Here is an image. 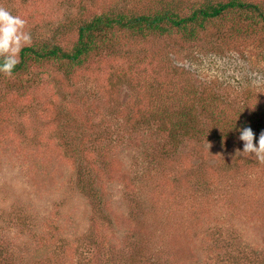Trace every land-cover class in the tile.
Listing matches in <instances>:
<instances>
[{
    "label": "rangeland",
    "instance_id": "374dc122",
    "mask_svg": "<svg viewBox=\"0 0 264 264\" xmlns=\"http://www.w3.org/2000/svg\"><path fill=\"white\" fill-rule=\"evenodd\" d=\"M207 1L0 6L31 46L67 27L75 40L89 14ZM108 36L75 68L0 74V264H264V164L237 151L236 130L264 131V34Z\"/></svg>",
    "mask_w": 264,
    "mask_h": 264
},
{
    "label": "trees",
    "instance_id": "16d2710c",
    "mask_svg": "<svg viewBox=\"0 0 264 264\" xmlns=\"http://www.w3.org/2000/svg\"><path fill=\"white\" fill-rule=\"evenodd\" d=\"M191 8L186 10L185 6L172 4L160 10L151 7L145 12L133 13L132 16L123 14L110 18L86 15L76 27L75 40H69L74 29L67 27L60 42H38L23 47L19 55L20 63L13 74L22 73L33 61L54 62L75 68L98 51L99 46L109 40V32L117 27L132 34L151 32L159 36L176 35L184 41L195 39L200 29L207 30L210 27L216 29L219 35L221 32L226 33L230 42L264 34V3L259 0H209ZM252 64L258 63L253 60ZM246 125L250 126L247 120H243L241 127ZM259 125L250 127L260 128Z\"/></svg>",
    "mask_w": 264,
    "mask_h": 264
},
{
    "label": "clouds",
    "instance_id": "9594fccd",
    "mask_svg": "<svg viewBox=\"0 0 264 264\" xmlns=\"http://www.w3.org/2000/svg\"><path fill=\"white\" fill-rule=\"evenodd\" d=\"M26 23L21 16L0 6V74L6 77L13 75V70L20 63V52L32 42L31 33L25 30ZM236 130L239 133L238 139L243 142L242 150L237 151L264 164V131L256 139L251 127Z\"/></svg>",
    "mask_w": 264,
    "mask_h": 264
}]
</instances>
